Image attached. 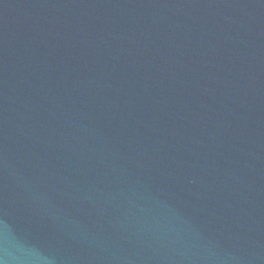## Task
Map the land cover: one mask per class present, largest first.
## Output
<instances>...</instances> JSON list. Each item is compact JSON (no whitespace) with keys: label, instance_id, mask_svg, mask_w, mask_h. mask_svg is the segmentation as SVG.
Returning <instances> with one entry per match:
<instances>
[{"label":"water","instance_id":"1","mask_svg":"<svg viewBox=\"0 0 264 264\" xmlns=\"http://www.w3.org/2000/svg\"><path fill=\"white\" fill-rule=\"evenodd\" d=\"M0 264H264V0H0Z\"/></svg>","mask_w":264,"mask_h":264}]
</instances>
